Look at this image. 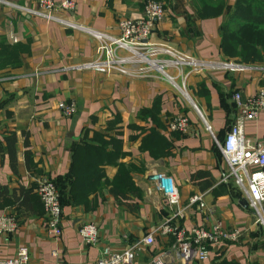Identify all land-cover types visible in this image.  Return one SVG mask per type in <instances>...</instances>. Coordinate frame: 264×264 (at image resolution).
Wrapping results in <instances>:
<instances>
[{"label":"crops","instance_id":"crops-1","mask_svg":"<svg viewBox=\"0 0 264 264\" xmlns=\"http://www.w3.org/2000/svg\"><path fill=\"white\" fill-rule=\"evenodd\" d=\"M8 1L26 6L36 2ZM71 1L75 4L69 16L73 23L109 34L118 33L121 18L143 14L144 0ZM158 1L168 11L155 25L152 41L167 42L198 58L228 59L220 44L221 24L236 0ZM94 45L84 30L0 3V140L7 131H14L16 137L13 167L2 140L0 184L9 190L20 185L34 191L26 206L10 197L0 202V213L10 212L18 225L8 239L0 237V256L10 257L24 246L34 264H95L107 247L113 252L132 251L133 261L125 264H152L156 256L169 262L175 240L160 229L169 218L186 229L219 224L240 231L237 241L211 246L204 262L192 257L186 262L172 260V264H264L263 230L235 185L222 180L226 167L221 150L193 108L207 117L217 140L235 157L243 148L264 141V107L255 120L246 121L237 114L232 94L239 90L242 96L252 95L264 87V70L190 74L180 91L169 80L155 76L64 68L91 58ZM262 60L246 65L264 67ZM177 83H181L179 78ZM59 101L73 102L75 113L63 116ZM179 114L190 120L182 133L168 129V121ZM24 134L32 154L29 168L23 154ZM98 134L108 141V156H116L98 157L91 150L82 154L93 155L87 162L90 173L98 165L104 174L94 189L85 184L89 189L79 202L61 200V234L53 237L46 229L36 184L43 178L56 185L65 180L74 147L99 144ZM119 164L131 166L130 176L139 190L124 203L109 188ZM152 172L172 178L178 190L176 205L166 204L151 186L148 176ZM193 194L202 195L204 207L188 202ZM175 211L183 216L174 215ZM89 222L98 226L94 245L82 241L78 233ZM150 234L153 242L147 245L143 238ZM53 250L56 257L51 255Z\"/></svg>","mask_w":264,"mask_h":264},{"label":"built area","instance_id":"built-area-1","mask_svg":"<svg viewBox=\"0 0 264 264\" xmlns=\"http://www.w3.org/2000/svg\"><path fill=\"white\" fill-rule=\"evenodd\" d=\"M19 12L33 17L53 21L59 25L71 29L79 28L89 34L95 41V49L91 58L77 62L74 65H66V70L97 71L104 74L117 73L123 76L160 77L169 80L174 87L185 88V79L190 74H199L204 71L222 70L230 72L234 70L251 72L252 70H264L258 65H246L237 60L230 59H206L196 57L184 51H180L167 42L152 41L154 27L167 15L165 4L158 0H146L143 6V14L137 18H121L117 22L118 33H106L95 29L84 28L73 23L69 16L74 10L75 4L71 0H36L33 6L18 5L8 0H0ZM181 83H177V79ZM237 114L246 121L255 120L264 107V87H259L252 95L242 96L239 90L232 94ZM58 108L63 116H71L76 107L73 102L59 101ZM196 115L202 122L203 129L211 137L215 145L221 150L226 175L222 180H230L239 190L241 198L246 202L251 211L255 223L264 233V141H257L251 147H245L235 157L228 154L226 149L217 140L212 131V126L207 117L193 106ZM190 126L187 115L179 114L168 121V129L174 132L186 131ZM153 186L162 196L166 204L176 205L178 202V190L172 178L160 172H152L148 176ZM36 192L46 213V229L53 237L61 234L62 206L60 205V193L55 183L48 178H43L36 184ZM188 202L198 203L204 207L202 195L193 194ZM179 218L183 215L175 211ZM161 226L163 234H170L175 240V246L171 259L166 261L161 256H156L152 264H172V260L186 262L192 257L200 262L207 259L211 246H220L222 243L234 242L239 239L240 231L235 228H223L219 224L210 228L191 227L186 229L180 224L171 223L170 219L164 220ZM17 220L13 214L0 213V237L8 239L17 228ZM79 236L82 241L94 245L98 238V226L94 223H85L79 228ZM145 244L153 242L152 235H146ZM56 257L57 252H51ZM134 253L130 250L111 251L105 247L95 264H125L133 261ZM0 264H34L29 260L28 250L19 246L16 253L10 257L0 256Z\"/></svg>","mask_w":264,"mask_h":264},{"label":"trees","instance_id":"trees-1","mask_svg":"<svg viewBox=\"0 0 264 264\" xmlns=\"http://www.w3.org/2000/svg\"><path fill=\"white\" fill-rule=\"evenodd\" d=\"M144 0V4H145ZM143 4V6H144ZM218 4V3H217ZM222 5L219 3V6ZM218 7H215L217 9ZM232 9L228 12L226 19L221 24V48L229 58H236L238 61L251 64L254 61H260L264 56V0H236L233 3ZM143 9V8H142ZM7 54V50H5ZM0 140V154H2V140L6 142L8 155L11 159V165L16 163V155L14 145L16 142L15 132L7 131ZM24 147L25 150L24 160L26 166L29 168L31 164L32 154L29 149V140L24 134ZM101 142L99 144L90 145L88 143L78 144L73 149L72 164L65 180L57 183L56 187L60 193V204L64 198L71 199L72 202H79L85 196L86 183L91 185L90 188L95 187L96 182L104 174L98 165L92 169L91 173L87 170V162L93 155H84L87 151H93L98 157L103 154L108 156L105 152V147L108 141L102 139V135L98 134ZM91 156V158L89 157ZM115 154H111L108 158H115ZM131 166L124 164L118 165L117 175L110 183V192L121 203H124L128 198L137 193L139 190L133 184L130 176ZM200 174V173H199ZM232 184V182L230 181ZM210 182H205L209 186ZM234 186V184H232ZM33 189L26 188L18 185L17 187L9 190L5 185L0 184V202L7 197H10L14 203L20 206H26L30 201ZM35 194L39 200L37 192ZM40 202V200H39ZM41 204V202H40ZM42 206V205H41ZM224 261H221L222 264Z\"/></svg>","mask_w":264,"mask_h":264},{"label":"rangeland","instance_id":"rangeland-1","mask_svg":"<svg viewBox=\"0 0 264 264\" xmlns=\"http://www.w3.org/2000/svg\"><path fill=\"white\" fill-rule=\"evenodd\" d=\"M261 58H262V59H264V56H263V57H261ZM262 59H261L260 61H263Z\"/></svg>","mask_w":264,"mask_h":264},{"label":"water","instance_id":"water-1","mask_svg":"<svg viewBox=\"0 0 264 264\" xmlns=\"http://www.w3.org/2000/svg\"><path fill=\"white\" fill-rule=\"evenodd\" d=\"M243 202H245V201H243Z\"/></svg>","mask_w":264,"mask_h":264}]
</instances>
